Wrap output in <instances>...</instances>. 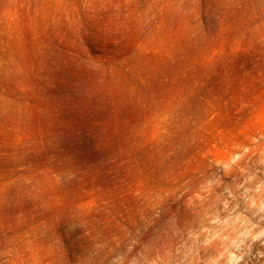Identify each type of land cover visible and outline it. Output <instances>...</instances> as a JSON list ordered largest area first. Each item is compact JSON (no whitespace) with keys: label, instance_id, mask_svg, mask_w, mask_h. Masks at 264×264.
Here are the masks:
<instances>
[{"label":"rangeland","instance_id":"374dc122","mask_svg":"<svg viewBox=\"0 0 264 264\" xmlns=\"http://www.w3.org/2000/svg\"><path fill=\"white\" fill-rule=\"evenodd\" d=\"M0 264H264V0H0Z\"/></svg>","mask_w":264,"mask_h":264}]
</instances>
